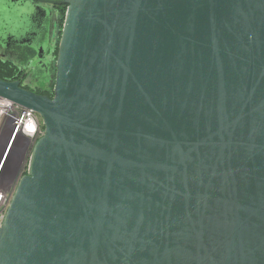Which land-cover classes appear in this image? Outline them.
Segmentation results:
<instances>
[{"label":"water","instance_id":"water-1","mask_svg":"<svg viewBox=\"0 0 264 264\" xmlns=\"http://www.w3.org/2000/svg\"><path fill=\"white\" fill-rule=\"evenodd\" d=\"M7 3L0 38L26 36ZM50 3L52 98L0 79L44 129L0 264H264V0Z\"/></svg>","mask_w":264,"mask_h":264},{"label":"flooded vegetation","instance_id":"flooded-vegetation-1","mask_svg":"<svg viewBox=\"0 0 264 264\" xmlns=\"http://www.w3.org/2000/svg\"><path fill=\"white\" fill-rule=\"evenodd\" d=\"M41 1L43 3L32 0L33 7H39L41 11L33 20L34 30L30 32L28 11L20 8L23 3L8 0L6 8L16 10L22 21L21 26L26 27L27 32L21 38V34L14 33V40L0 38V79L17 82L26 91L48 96L52 95L55 81V61L62 29L59 26L60 13L66 7L50 3L60 0ZM39 48H43V51L38 55Z\"/></svg>","mask_w":264,"mask_h":264},{"label":"built area","instance_id":"built-area-1","mask_svg":"<svg viewBox=\"0 0 264 264\" xmlns=\"http://www.w3.org/2000/svg\"><path fill=\"white\" fill-rule=\"evenodd\" d=\"M13 131V132H12ZM12 134V135H11ZM6 153L0 163V223L9 207L19 179L27 173L31 151L35 142L43 135L39 116L31 110L0 98V157L10 138ZM14 153L16 170L14 176L8 175V156ZM13 158V157H12ZM18 177H20L18 179Z\"/></svg>","mask_w":264,"mask_h":264},{"label":"rangeland","instance_id":"rangeland-1","mask_svg":"<svg viewBox=\"0 0 264 264\" xmlns=\"http://www.w3.org/2000/svg\"><path fill=\"white\" fill-rule=\"evenodd\" d=\"M65 13H66V8H65V11H64V9H62V11H61V13H60V25H63V22H64V16H65ZM61 27V26H60ZM41 121V120H40ZM43 128V127H42ZM43 132H44V129H43ZM13 158L10 160V162H9V166H8V168L10 169V170H8V175H11V176H14V174H12V173H14L15 172V170H16V167L15 166H17L18 164V162H19V156H17V155H13L12 156ZM18 157V161H17V163H14V159H16ZM20 177H18V179H19Z\"/></svg>","mask_w":264,"mask_h":264},{"label":"bare ground","instance_id":"bare-ground-1","mask_svg":"<svg viewBox=\"0 0 264 264\" xmlns=\"http://www.w3.org/2000/svg\"><path fill=\"white\" fill-rule=\"evenodd\" d=\"M6 101H8V100H6ZM8 102H10V101H8ZM14 155V153H12L11 154V156L8 158V156H7V158H6V160H5V162H4V165L7 163V166H9V162H10V160L12 159V156ZM21 179V178H20ZM19 179V180H20ZM19 182V181H18Z\"/></svg>","mask_w":264,"mask_h":264},{"label":"trees","instance_id":"trees-1","mask_svg":"<svg viewBox=\"0 0 264 264\" xmlns=\"http://www.w3.org/2000/svg\"><path fill=\"white\" fill-rule=\"evenodd\" d=\"M64 11H65V8H64ZM59 26H61L62 27V25H59ZM1 78V77H0ZM50 98H52V95H48Z\"/></svg>","mask_w":264,"mask_h":264}]
</instances>
